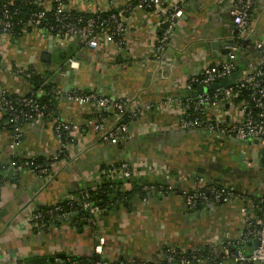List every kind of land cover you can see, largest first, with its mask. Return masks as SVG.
Returning a JSON list of instances; mask_svg holds the SVG:
<instances>
[{
  "label": "crops",
  "instance_id": "1",
  "mask_svg": "<svg viewBox=\"0 0 264 264\" xmlns=\"http://www.w3.org/2000/svg\"><path fill=\"white\" fill-rule=\"evenodd\" d=\"M97 2L105 7L102 0H65L64 9L91 13ZM227 8L228 3L215 0L187 2L160 58L158 71L153 70L151 55L158 21L154 13L144 10H134L126 16L125 46L116 54L106 38L96 50H89L74 39L55 38L36 29L22 32L18 39L0 41L4 60L12 66L32 68L42 75H51L57 65L59 70H65L64 75H53L50 80L55 84L51 87L55 91L53 111L62 123L77 127L76 134L67 137L63 147L53 133L50 118L39 123L27 122L20 128L21 137L10 152L7 146L12 135L3 126L4 114L0 112V264H24L32 253L65 254V261L95 257L112 262L133 258L154 263L165 246L190 251L239 237L244 209L249 207L251 198L264 193V142H238L198 130L179 133L174 128L187 80L202 67L226 59L219 53L213 59L211 54L201 52L200 44L210 31L234 35ZM250 24L248 48L237 57L236 65L242 63V69L264 52V0L255 1ZM257 44L261 47L252 54L250 50ZM44 55L49 57L48 62L42 60ZM239 77L240 74L237 80ZM28 86L20 77L0 73V88L9 94L24 95ZM68 87L120 97L131 108H140L139 117L127 122L126 140L116 146L101 144L84 124L91 115V107L81 108L68 100ZM194 91L197 93V89ZM159 105L165 109H156ZM146 106L148 109L144 110ZM228 109L231 108H226L227 114ZM106 122L119 123L114 116L107 117ZM12 154L19 161L32 160L35 166L42 167L50 164L53 156L62 161L57 162L59 165L45 180L30 168L8 169L6 161ZM118 159L142 165V160H153L175 170L171 171L177 179L189 180L199 175L208 183L221 182L222 187L242 190L244 198L188 214L183 210V198L173 188L168 190L170 182L165 178L134 176L155 190L143 198L134 195L128 201L122 200L111 211L98 214L94 224L77 228L67 222L42 230L31 226V212L69 199L79 187H95L101 166ZM198 168L205 172L195 174ZM221 171L233 176L232 185L226 178L222 181L225 175ZM130 189L127 184L125 191ZM95 248H100V255Z\"/></svg>",
  "mask_w": 264,
  "mask_h": 264
},
{
  "label": "built area",
  "instance_id": "2",
  "mask_svg": "<svg viewBox=\"0 0 264 264\" xmlns=\"http://www.w3.org/2000/svg\"><path fill=\"white\" fill-rule=\"evenodd\" d=\"M65 0H34L33 4L39 6V11L24 25L28 29L41 30L49 33L55 38H71L79 41L82 46L89 50H96L102 45L104 38L108 39L114 47V53L122 51L125 46V36L127 33L126 16L134 10H144L154 13L157 18L158 36L154 43L151 55L153 63L160 68V58L169 45L172 31L183 15V6L191 0H102L95 4V9L91 12L94 18L86 20L85 23L66 22L67 14L64 9ZM97 0H95L96 2ZM216 2L228 3L227 15L236 33V39L246 38L251 27L250 18L256 0H215ZM108 12L106 17L103 13ZM51 14L55 22L59 25L51 26L44 22L46 15ZM11 16L8 9L0 13V41L10 38ZM23 32H25L23 30ZM260 44L254 47L259 49ZM68 62V61H67ZM237 55L235 47L230 48L226 59L217 65H207L200 69L199 73L187 80L185 84V98L180 102L179 115L175 120L174 128L179 130H198L212 134L216 138L233 139L238 142H246L252 139H260L264 142V54L261 53L251 60L240 73L237 83L226 88H217L208 93L188 94L191 84L197 87L206 88L216 81L228 77L236 68ZM69 65V63H68ZM52 71V70H51ZM6 72L15 77H20L29 85L28 91L24 95L9 94L0 88V112L7 117L6 125L12 127L11 140L8 149L13 152L17 145V140L21 137L20 128L27 122L39 123L44 119L50 118L53 133L61 141L62 138L71 137L77 132V127L64 124L53 112L48 114L44 107L40 105V99L44 95L42 85H47L51 78H46L36 90H31V79L33 71L22 66H12L4 60V54L0 51V73ZM65 70H53V75H64ZM245 88L249 90V98L252 104L251 111L244 102L237 103L239 93ZM74 87L69 88L67 99L74 102L79 107L90 106L91 115L85 119V125L90 129L103 145L116 146L126 140L128 135L127 122H133L141 113L140 108L131 106L122 98H115L97 92L79 93ZM11 95L16 97L12 98ZM161 105H159L160 107ZM156 109L163 110V105ZM146 106L144 110H147ZM228 109L229 113L225 111ZM234 111V114H230ZM106 113H112L119 123L109 125L106 122ZM219 116L221 118H219ZM5 117L3 119H5ZM123 120V122H122ZM121 121V122H120ZM4 124V122H3ZM152 131L155 127L151 126ZM13 154L6 161L8 169L30 168V171L39 177L47 180L53 173L58 161H62L58 156H53L51 163L46 166L34 165L32 160H22L13 162ZM66 160V159H65ZM142 160V163H131L118 159L112 164L99 171V179L106 178L112 181L130 180L134 176L143 178L149 175L165 178L170 182L168 190L171 188L178 191L183 198L185 206L189 210H195L199 205L205 208L224 206L231 202L241 200L242 190L233 188H217L206 182L205 178L196 175L188 179H177L173 172L153 160ZM173 172H172V171ZM172 184V185H171ZM162 190L161 186L157 187ZM144 190L149 192L155 190L154 186H145ZM69 200H74L71 196ZM75 201V200H74ZM249 207L244 209L245 217L242 222V232L237 239H222L209 244L212 249L210 257L202 258L193 254L178 253L177 250L184 252L177 247L165 246L160 251L159 259L155 264H264V215H256L255 210L261 208L256 203L249 202ZM258 204H263L260 199ZM256 204V205H255ZM80 210L88 217L87 223L94 224L95 218L100 212L90 203L87 195H80L78 201ZM70 212L65 211L58 203L46 206L43 210H34L28 215L31 226L37 230H42L48 225H59L70 222ZM246 247L247 251L242 248ZM233 248V252H230ZM95 253L100 255V248H95ZM219 255V258H217ZM69 264H76L75 260L68 261ZM107 259H98L96 262L87 261L85 264H113ZM117 264H149V262L137 259H127L118 261Z\"/></svg>",
  "mask_w": 264,
  "mask_h": 264
},
{
  "label": "trees",
  "instance_id": "3",
  "mask_svg": "<svg viewBox=\"0 0 264 264\" xmlns=\"http://www.w3.org/2000/svg\"><path fill=\"white\" fill-rule=\"evenodd\" d=\"M34 0H12V1H8V0H0V13L4 10V9H8L11 19V30H10V37L13 39H18L20 37V35L22 34L23 30L24 31H29L30 29L25 28V24L26 22L32 17V15L34 13H36L37 11H39V6H36L33 4ZM67 14V19L66 22H78V20H80V24H83L86 22V20L90 19V18H94V15H92L91 13H82V12H74V11H66ZM109 13L108 12H104L103 13V17H106ZM45 24L47 25H51V26H57L59 25L58 23L55 22V18L54 16H52L51 14H47L46 18L44 20ZM234 36L235 39L237 38L236 33L234 32ZM238 42V40H237ZM64 62V61H63ZM67 63V60L66 62ZM65 63L63 65V67L65 66ZM30 70L33 71V76L31 79V90H36L41 84L44 83L46 78H50L49 73H44L39 74L36 71H34V69L30 68ZM55 84L54 83H49L47 85H42L43 89H44V95L39 98L40 100V105H42L44 107V111L48 114L49 112L53 111V105H52V88ZM197 84L193 83L191 84V89L188 92V94H196V92L194 91L195 89H197ZM213 91H208V93H211ZM79 93H83L82 91H80ZM249 90H246L245 88L242 89V91L239 93L238 98L235 99V101L237 103L239 102H244L247 104L248 109L251 111H253L252 109V104L249 98ZM12 98L16 97L15 95H11ZM185 98V94L183 95L182 100ZM54 112V111H53ZM106 118L112 116V113H106L104 115ZM5 117V116H4ZM4 121V127H7L10 131H12V127L8 124L6 125L5 123L7 122V117H5V119H3ZM125 123H127V121H125ZM192 131V130H190ZM62 141H66L65 137L62 138ZM19 160L14 157L13 158V162H18ZM22 161V160H21ZM39 161V160H38ZM129 184V187L131 188L130 191H125V187L126 185ZM213 186L217 187V188H222V185H218L215 182L214 183H210ZM145 186H151L149 185L147 182H141L138 179L135 178H131L130 180H117V181H112L110 179H106V178H101L97 185L93 188H88L86 186H82L79 187L77 189V192L75 194L72 195V197L74 198V200H69V199H65L59 202V204L61 205V207L65 210L70 212L71 216H70V222L71 224L75 225L77 228H81L84 225H87V219L88 217L85 215V213H83L79 206H78V201L80 200V195H87L89 198L90 203H92V205L94 207H96L98 209V211L100 213H106L108 211H111L113 208H115L116 204H118L119 202H121L122 200H126L128 201L132 196L137 195L139 197H145L147 196V194L149 192L144 190ZM239 196L241 198H244L243 195L239 194ZM262 199L263 200V204H258L257 202ZM252 204L256 203L261 210L257 211L255 210L256 215H259L260 217H262L264 215V193L261 194L260 196L257 197H253L250 199V201ZM255 204V205H256ZM46 207H41L37 210H43ZM202 208H205L203 206H198L195 210L200 211ZM49 226V225H48ZM212 249L208 246L205 247H198L196 249H194L193 254H195L196 256H201L202 258H208L210 257ZM178 253H186L189 254L191 251L187 250V251H180L177 250ZM230 252H233V248H230ZM217 258H219V255H217ZM98 259L95 257H92L90 259H79V260H75L76 264H85L87 261L89 262H96ZM113 264H117V262L113 263ZM149 264H155V263H149Z\"/></svg>",
  "mask_w": 264,
  "mask_h": 264
},
{
  "label": "water",
  "instance_id": "4",
  "mask_svg": "<svg viewBox=\"0 0 264 264\" xmlns=\"http://www.w3.org/2000/svg\"><path fill=\"white\" fill-rule=\"evenodd\" d=\"M238 40V42H237ZM249 40L247 38H239V39H235V36H229L228 34L222 33L221 35H219L216 31H210L208 36L205 37V39L202 40V43L200 44V49L201 52H206L211 54V57L213 59L217 58V54L219 53L220 55L226 56L229 53L230 48L235 47L236 49V55L239 58V56L243 53V51L248 48L247 44H248ZM262 50H264L263 48H261ZM254 48L252 47V50H250V52H254ZM264 54V52H263ZM42 60L44 62H48L49 57L47 55H44L42 57ZM239 60V59H238ZM243 64L239 62V66H236V68L232 71V73L226 77L223 78L219 81L214 82L213 84H211L209 87L206 88H201V87H197V92L198 93H202V92H207V91H212L215 90L217 88H226V87H230L233 86L237 83V75L241 73L242 68L241 67ZM153 70L158 71L157 67L155 66V64L153 63L152 65ZM59 68V66H55L54 70H57ZM53 73V70H52ZM51 74V73H50ZM50 78L53 79L52 74L50 75ZM69 89V87H68ZM67 89V91H68ZM53 95H55V91H52ZM179 133H188L191 131L190 130H179ZM108 166V164H103L101 166V169H105ZM205 172V169H195V174L199 173V174H203ZM223 172V171H221ZM234 173H237L236 170L233 171ZM222 175H225L224 178L222 179V181L225 179L227 181H231L233 179V176L228 175L226 173V171L223 172ZM224 180V181H225ZM220 185L222 184L221 182H219ZM232 185V184H231ZM183 210L185 212H187L188 214H192L194 211L193 210H189L186 206L183 207ZM65 259H67L65 254H55V255H41L38 253H32L30 254V256L24 261V264H69V262ZM75 259L76 258H72ZM99 259V258H97ZM57 260H61L60 263H57ZM64 260V261H63Z\"/></svg>",
  "mask_w": 264,
  "mask_h": 264
},
{
  "label": "rangeland",
  "instance_id": "5",
  "mask_svg": "<svg viewBox=\"0 0 264 264\" xmlns=\"http://www.w3.org/2000/svg\"><path fill=\"white\" fill-rule=\"evenodd\" d=\"M147 161V160H146ZM175 168H178V167H175Z\"/></svg>",
  "mask_w": 264,
  "mask_h": 264
}]
</instances>
